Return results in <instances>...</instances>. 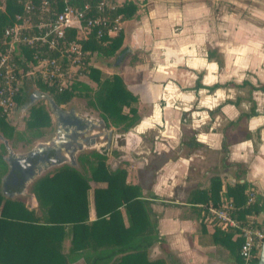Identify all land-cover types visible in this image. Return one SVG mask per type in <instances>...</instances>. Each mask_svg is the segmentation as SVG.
Returning <instances> with one entry per match:
<instances>
[{
	"label": "crops",
	"instance_id": "1",
	"mask_svg": "<svg viewBox=\"0 0 264 264\" xmlns=\"http://www.w3.org/2000/svg\"><path fill=\"white\" fill-rule=\"evenodd\" d=\"M116 1H131L136 9L121 19V45L108 57L114 72L92 65L118 75L136 97L138 120L123 131L118 159L108 166L124 168L125 182L138 185L147 201L160 237L148 259L242 264L218 233L214 238L217 229L202 210L237 198L234 184L264 199V0ZM121 49L127 55L116 63L112 57ZM32 182L7 194L2 174V198L37 206Z\"/></svg>",
	"mask_w": 264,
	"mask_h": 264
},
{
	"label": "trees",
	"instance_id": "2",
	"mask_svg": "<svg viewBox=\"0 0 264 264\" xmlns=\"http://www.w3.org/2000/svg\"><path fill=\"white\" fill-rule=\"evenodd\" d=\"M25 1L0 2L3 5L0 39L4 27L11 24L14 14L21 12ZM54 1V9L58 10L62 3ZM97 1L78 0L77 4L87 3L93 9ZM135 9L131 1H124L115 6L112 14L127 19ZM74 36L89 53L95 51L105 57L114 55L122 40L120 30L112 37H96L91 33L84 42L76 33ZM86 75L95 83L93 88L84 82H75L63 92L47 90L39 82L35 83V88L48 92L56 104H65L74 96H87L88 107L97 111L106 124L122 131L131 127L138 120L136 97L125 88L121 78L116 74L101 75L91 66L87 67ZM16 102L24 105L26 93L18 94ZM49 124L50 117L43 102L28 107L26 134L15 132L0 113L1 135L7 140L14 136L23 144L42 135ZM105 161L106 157L98 154L83 156L82 172L63 166L35 179L30 191L41 210L40 215L18 200L2 198L0 193V264H72L78 259L83 264H162L161 260H149L146 255L160 237L148 219L147 201L141 198L140 188L125 182L124 168H111ZM4 171L5 163L0 154V177ZM89 182L98 183L92 188L93 219L88 217ZM244 188L243 183L234 184L232 190L238 196L235 195L237 198L232 203L239 208L235 216L246 222V215L257 216L264 212V199L256 196L254 202L244 205L247 199ZM214 227L217 229L213 232L214 238L218 233L229 253L242 262L238 255L240 237L231 239L229 233ZM66 238L69 246L63 252L61 244ZM255 262L256 258H252L248 264Z\"/></svg>",
	"mask_w": 264,
	"mask_h": 264
},
{
	"label": "built area",
	"instance_id": "3",
	"mask_svg": "<svg viewBox=\"0 0 264 264\" xmlns=\"http://www.w3.org/2000/svg\"><path fill=\"white\" fill-rule=\"evenodd\" d=\"M59 1L62 5L55 10L54 0H37L36 3L26 0L21 12L14 14L11 24L2 31L0 113L5 117L14 111L17 95L26 93L29 88L34 90L35 83L53 92H63L75 82H83L82 77L90 66V53L74 33L84 42L91 33L96 37H112L120 30L121 15L112 14L119 5L116 0H98L93 9L87 3L78 5V0ZM254 200L250 191L244 205ZM238 209L231 201L208 203L203 207L202 216L205 222L240 237L238 255L242 264H248L252 258H257L260 249L263 213L246 215L244 222L234 214Z\"/></svg>",
	"mask_w": 264,
	"mask_h": 264
},
{
	"label": "flooded vegetation",
	"instance_id": "4",
	"mask_svg": "<svg viewBox=\"0 0 264 264\" xmlns=\"http://www.w3.org/2000/svg\"><path fill=\"white\" fill-rule=\"evenodd\" d=\"M124 51L125 50L123 49L118 51V53L115 55L114 62L119 63L120 60L125 57V55H127L124 53ZM31 92L32 90L26 92V102L24 105H22V107H29L35 101L41 100L45 104L50 117V124L47 130L39 137L33 138L36 140L33 152L36 153L38 160H36V163H39L38 172L41 174L40 176L63 166L82 172L83 167L81 164V157L83 156L89 157L92 154H98L100 156H105L106 159H108V157L117 156L120 154L119 149L123 144L124 137L122 136L123 131L118 127L106 124L99 114L95 116L87 113V116H92L94 118V125L88 128L87 134H85V130H79L78 133L77 129H75L77 128L76 119H79L80 116H82V113L85 112L76 111L78 112L76 113L71 111L70 109L73 106L67 105L68 102L65 104L55 103L56 110H49L45 101L43 99H38L37 95L31 94ZM100 118L104 121L105 127L111 129L110 143L108 147L106 146V137L103 135V133H101L99 123ZM1 136L0 147L5 150V154H1V156L5 163L4 173H6L7 166H11L18 159H23V153H16L12 151L9 153L8 148L11 150V146H9L8 143H6L7 141H4V137L2 136V138ZM71 138H77L78 141L79 146L75 152H67L66 149L69 146V141ZM12 168V171L8 170L7 175H3V189L7 194L19 191L21 192L26 189L25 186H22L21 182H23L22 180L26 178L25 175L27 174V166L25 164L22 165L21 163L20 166L14 165ZM17 169L20 170L22 174L19 173ZM27 184L25 185L27 186Z\"/></svg>",
	"mask_w": 264,
	"mask_h": 264
},
{
	"label": "rangeland",
	"instance_id": "5",
	"mask_svg": "<svg viewBox=\"0 0 264 264\" xmlns=\"http://www.w3.org/2000/svg\"><path fill=\"white\" fill-rule=\"evenodd\" d=\"M258 1L261 2L262 0H258ZM243 2H248V0L247 1L243 0ZM249 3H250V1H249ZM244 6H245V4H244ZM242 13H244V14H246L248 16H251L248 13H245V12H242ZM89 57L92 58V59H89L91 67L98 66V67H100L102 69H106L107 68V69L110 70V72H114L113 69H112L114 65L112 64V61H110V59H108V57H105V56L101 55L98 52L91 53V56L89 55ZM112 59H114V57H112ZM92 63H94L93 64L94 66L92 65ZM105 66H106V68H105ZM96 69H97V67H96ZM98 70L101 73V75L108 74V73H104L100 69H98ZM82 81L84 83L88 84L91 88H93L94 85H95V83L93 81H91L85 75L82 77ZM31 90H33V89L29 88V91H31ZM87 99H88V97L87 96H83V95L74 96V97H72L70 99V101L68 102L67 105H71V106L75 107L78 111L85 112L86 114L89 113V114H92V115H95V116L98 115L97 111L92 110L90 107H88V105L86 103ZM39 102L41 103L42 101L41 100H37L34 103H32L31 105H33V104L36 105ZM27 107L24 108L20 104L17 103V105H16L14 111L11 113V115L9 117H6V122L8 123L9 126L13 127L15 132H21V133H24V134H26V132H27V130L25 128V120H26V117H27ZM123 110H125V109H123ZM113 130H114V128H113ZM0 136H1V133H0ZM3 139H5V138H3ZM33 141H34V139L32 138V139H30L29 143L23 144L22 141H16L14 136H13L12 140H7V143L9 145H11L12 148H14L13 151L20 152V151H22L24 149V147L29 146V144H31ZM0 154H2V155L5 154V150H3L2 147H0ZM116 157L117 156H112V158H109L108 159L109 162H108L107 165H111L112 162H114V160H117L118 158H116ZM117 165H120V162H118ZM96 185H98V183H95V182H93L92 184L89 185V190H90V191H88L89 194L91 192V187L92 186H96ZM24 199L21 201L23 203V205L27 209L33 210L35 212V214L40 215L41 211H40V208L38 207V205L37 206L36 205H29V203H27V201H25ZM122 214H123V212H122ZM67 242L68 241H65V239H63V242L61 244V251H63V252L66 251L67 247L69 246V244ZM146 255H147V258L148 257L150 259L154 258V255L151 253V251L147 250ZM154 260H156V259H154ZM159 260H161V259H159ZM74 264H83V262H82L81 259H78L77 261L74 262Z\"/></svg>",
	"mask_w": 264,
	"mask_h": 264
},
{
	"label": "water",
	"instance_id": "6",
	"mask_svg": "<svg viewBox=\"0 0 264 264\" xmlns=\"http://www.w3.org/2000/svg\"><path fill=\"white\" fill-rule=\"evenodd\" d=\"M31 94L37 95L38 99H43L45 101V103L47 104V107L49 108V110H56L55 102L46 93H43L42 91L34 89V90H32ZM70 110L74 111V112L78 111L77 109L75 110V108H73V107H71ZM78 112H76V113H78ZM99 123H100L101 133H103V135L106 137L105 141H106V146L108 147V145L110 143L111 129L105 127L104 121L101 118L99 119ZM76 124H77V128H75V129H77L78 133H79V130L80 131L85 130V132H86L85 134H87L88 128H90L91 126L94 125V118L92 116H87V114H85V113H82V116H80L79 119H76ZM4 141L6 142L7 139H5ZM35 144H36V140L33 141L32 146H30L29 148L24 147V149L21 152H16V153H23V156H22L23 159H18L11 166L6 165L7 171H6V173L3 174V175H7L8 170L12 171V169H13L12 167L14 165L20 166L21 163H22V165L25 164L27 166V168H26L27 174L25 175L26 178L22 180L23 182H21L23 187L24 186L26 187L25 184L32 182L33 180L37 179L41 175L38 172L39 163H36L38 161L37 157H36V153L33 152ZM78 146L79 145H78L77 138L76 139L71 138L69 141V146L66 148L67 152H69V151L75 152ZM11 151L12 150H10L8 148V152L11 153ZM38 158H40V157H38ZM17 171L19 173H21L20 170L17 169ZM255 264H264V212H263V238H262V242L260 245V249H259Z\"/></svg>",
	"mask_w": 264,
	"mask_h": 264
}]
</instances>
